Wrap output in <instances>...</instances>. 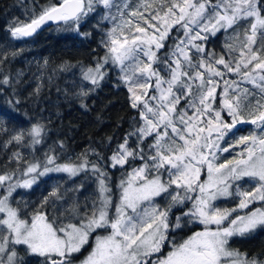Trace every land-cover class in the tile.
Returning a JSON list of instances; mask_svg holds the SVG:
<instances>
[{
	"label": "snow or ice",
	"instance_id": "6c2138e0",
	"mask_svg": "<svg viewBox=\"0 0 264 264\" xmlns=\"http://www.w3.org/2000/svg\"><path fill=\"white\" fill-rule=\"evenodd\" d=\"M101 8V18L112 23L101 41L105 53L94 66L81 67V79L92 87L77 94L87 97L109 69H119L138 120L108 159L112 168L131 170L114 202L107 172L97 163L89 168L86 154L79 163H58L50 146L42 161L29 159L20 149L34 153L44 126L13 131L3 147L18 146L8 158L16 166L0 172V264H27L31 256L43 258L41 264H72L98 230L106 234L95 236L81 264H264L230 245L233 237L264 227V0H49L9 31L23 39L48 22L79 31ZM217 34L225 37L220 53L207 48ZM243 124L253 131L227 143ZM8 132L0 122V133ZM89 170L96 189L83 207L73 201L58 208L57 202L67 204L60 185L34 207L14 196L49 173L71 178ZM230 197L238 200L234 207L216 204ZM256 203L261 207L250 208ZM174 209L180 215L172 223ZM185 224L202 227L181 242L170 239Z\"/></svg>",
	"mask_w": 264,
	"mask_h": 264
},
{
	"label": "trees",
	"instance_id": "16d2710c",
	"mask_svg": "<svg viewBox=\"0 0 264 264\" xmlns=\"http://www.w3.org/2000/svg\"><path fill=\"white\" fill-rule=\"evenodd\" d=\"M48 3L49 0H0V50L4 49L3 53L8 54L6 59L4 54L0 57V81L5 78L9 81L8 84L0 83V122L9 129L7 134L0 133V172L15 168V163L9 164L8 158L18 147L13 144L5 149L3 142L15 130L41 124L45 129L43 142L35 146L34 153L30 149L21 148L26 157L31 159L34 156L42 161L50 146L55 149L58 162H68L71 159L72 162L79 163L77 157L86 154L90 162L89 168L91 163H97L107 172L108 183L113 195L117 197V185L131 168L128 165L112 168L108 158L124 136L133 130L138 114L130 107L126 86L112 69L99 87L87 97L77 94L81 87H92L89 82L81 79V67L94 66L96 60L105 53L101 44L103 33L92 25L95 21L93 16L97 13L82 21L79 31L61 23L29 38L16 39L11 36L9 27L13 22H27L33 9L39 12L41 6ZM101 9L97 11L100 12ZM175 35L174 32L173 36ZM222 35L210 37L207 44L217 43ZM168 43L171 44L172 40ZM14 52L18 54L13 56ZM238 129L242 127L238 125ZM61 143L63 147H60ZM138 163L139 161L132 167ZM56 185H60L61 193L67 201V204L57 202L58 208L63 210L73 201L83 207L84 200L79 198V193H94L96 176L90 170L71 178L63 173H54L40 178L31 189H18L14 196L34 207ZM257 206L261 204L256 203L250 208ZM48 210L52 212L51 205ZM196 228L198 226L183 231V234ZM97 232L104 233L102 230ZM233 243L250 256L256 255L264 259V227L244 237L235 238ZM91 246L92 243L88 244L85 250ZM169 250L167 245L163 249L164 253ZM42 259L31 256L27 264H41Z\"/></svg>",
	"mask_w": 264,
	"mask_h": 264
},
{
	"label": "rangeland",
	"instance_id": "374dc122",
	"mask_svg": "<svg viewBox=\"0 0 264 264\" xmlns=\"http://www.w3.org/2000/svg\"><path fill=\"white\" fill-rule=\"evenodd\" d=\"M117 2L119 3V2H122V0H117ZM136 2V0H132V3H135ZM99 14H96L95 16H93L94 17V19L93 20H95V21H93V23L94 24H92L94 27H96L98 30H100V31H102V33H103V38H104V36H105V33L108 31V29H110L111 27H112V23L111 22H109V21H106V20H103L101 17H102V15H103V10L101 9L100 10V12H98ZM113 14H115V9H113ZM23 21V20H22ZM224 39H225V37H224V35H222V37H221V39L217 42V43H214V42H210V43H208L207 44V48L209 49V50H215L217 53H220L221 51H222V47H223V42H224ZM3 51H5L4 49H1L0 50V57H2L3 56ZM95 65V64H94ZM114 72V74L118 77V79H119V76H120V73H119V69L118 68H111ZM110 70V69H109ZM108 70V71H109ZM226 119H227V117H226ZM237 127H238V125H237ZM240 127H242V129H234L233 131H234V133H235V135H232V134H229V136L228 137H226V141H227V143H232L233 141H235L239 136H242V135H248L251 131H253V127L254 126H252V125H250V124H243V125H240ZM132 141H129V143H131ZM223 146H227V144L225 143V144H223ZM240 147H243V146H240ZM240 150V148L238 147V148H235V149H233V150H231L229 153H223L222 155H221V161H223V159H225V158H232L233 156H235L236 155V153L238 152ZM58 162V161H57ZM58 163H65V162H58ZM51 174H54V173H49L48 175H51ZM57 174V173H56ZM63 174H65V173H63ZM48 175H46V176H48ZM67 175V174H66ZM46 176H44V177H46ZM44 177H41V178H44ZM238 183H240L243 187H249L250 186V184L249 183H246L245 181H240V182H238ZM94 189H96V187H94ZM93 192L95 193V190H93ZM94 193H87V194H82V193H79V198H81L82 200H84L83 202L84 203H82L83 205L86 203V202H90V198L94 195ZM118 195H119V193H118ZM118 197V196H117ZM117 197H115V195H113V200H114V202L116 201V199H117ZM78 199V196H76V200ZM157 202L161 205V207H163L164 206V204H165V201L164 200H162V199H160V198H157ZM236 203H238V200L237 199H235V198H222V199H220V200H218V201H216V204L219 206V207H222V208H232V207H234L235 205H236ZM257 207H261V206H257ZM245 211V210H244ZM241 214H243V213H241ZM178 215H180V210H176V209H174L173 210V214H172V216L170 217V220H171V222L172 223H175V217L176 216H178ZM72 222H76L75 220H73ZM195 226H198V228H196L195 230H193V231H196V230H199L202 226L201 225H197V224H185L183 227H181V228H178V229H176L175 231H171L170 233V239H174L176 242H181L183 239H185V238H187V236H189V235H191L192 234V232L193 231H190L188 234H183V231H189V229H192L193 227H195ZM259 228H261V227H258L256 230H258ZM255 230V231H256ZM255 231H253V232H255ZM250 233H252V232H250ZM104 235V234H106V233H94L93 234V236L92 237H90V239H89V243L88 244H90V243H92V245L94 244V240H95V236L96 235ZM249 234V233H248ZM247 235V234H246ZM240 237H244V236H236V237H233L231 240H230V245H231V247H233V248H236V249H239V248H237V246H235L234 245V243H233V240L235 239V238H240ZM88 244L87 245H85L82 249H81V251L79 252V253H74L73 254V257H72V264H81V262L85 259V257L89 254V252L91 251V248H92V246H91V248L90 249H87V250H85V248L88 246ZM240 250V249H239ZM241 251V250H240ZM241 252H243V251H241ZM28 258L29 257H26L25 259H26V261L28 260Z\"/></svg>",
	"mask_w": 264,
	"mask_h": 264
},
{
	"label": "water",
	"instance_id": "95a60500",
	"mask_svg": "<svg viewBox=\"0 0 264 264\" xmlns=\"http://www.w3.org/2000/svg\"><path fill=\"white\" fill-rule=\"evenodd\" d=\"M60 23H62V22H59V23H56V22H48L46 25L42 26L41 29H39L36 33L40 32V31H42V30H44V29H46V28H49V27H51V26H54V25L60 24ZM36 33H35V34H36ZM35 34H34V35H35ZM34 35H33V36H34ZM31 37H32V36H31ZM26 38H29V37H26Z\"/></svg>",
	"mask_w": 264,
	"mask_h": 264
}]
</instances>
